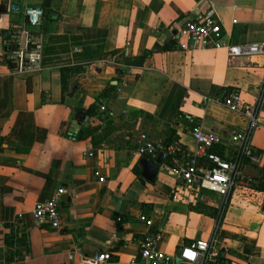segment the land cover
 Instances as JSON below:
<instances>
[{"label":"crops","instance_id":"obj_1","mask_svg":"<svg viewBox=\"0 0 264 264\" xmlns=\"http://www.w3.org/2000/svg\"><path fill=\"white\" fill-rule=\"evenodd\" d=\"M12 5L43 10L38 72H19L6 59V34L25 20ZM207 13L220 21L224 45L264 43V0H0V264H94L101 252L111 254L109 264H145L138 242L148 234L175 258L214 234L215 264H264V55L230 60L225 47L182 49L180 31ZM99 48L150 53L125 71ZM74 66L81 68L67 73L64 93L62 69ZM231 91L249 104L259 98L249 143L258 161L244 158L241 183L219 217L223 199L215 192L196 189L191 202L172 197L174 169L195 146L194 126L217 135L211 151L233 160L231 136L246 119L221 103ZM141 133L180 150L139 154ZM142 158L157 163L152 180ZM59 188L61 228L54 229L31 210Z\"/></svg>","mask_w":264,"mask_h":264},{"label":"built area","instance_id":"obj_2","mask_svg":"<svg viewBox=\"0 0 264 264\" xmlns=\"http://www.w3.org/2000/svg\"><path fill=\"white\" fill-rule=\"evenodd\" d=\"M13 12L21 13L25 20L23 23H15L9 28L4 44L7 61L19 72H38L44 68V46L37 33L43 17V10L35 6L12 5ZM185 40L180 43L184 50L196 48H221L225 47L229 59L244 57L250 58L255 55H264V43H245L224 45L222 42V28L220 21L211 13H207L198 20L191 21L180 31ZM107 61V59H104ZM264 93L262 84L260 95ZM221 103L232 112L239 113L246 119V124L240 131L231 136V141L236 144V154L233 160H226L211 151V148L220 143V138L201 127L194 126L189 134L195 146L188 156L187 161L182 162L174 169L176 184L172 191L173 198L184 197L187 202L193 200V192L196 189L209 190L219 194L223 203L219 209L221 216L226 198L233 188L241 183L242 163L245 157L253 158L250 151V138L253 131L258 127L259 98L254 103H246L237 91H231L224 96ZM100 109L106 114L110 112L101 104ZM158 149H163L168 154H174L180 150L178 142L163 146L156 144L141 133L137 140L136 151L139 154H153ZM206 159L209 166L198 164V159ZM264 167V162H263ZM65 189L59 188L49 199L35 202L31 215L36 222H47L52 228L60 229L61 221L58 206ZM186 193V195H183ZM18 214V218H21ZM147 225L151 223L142 214L139 215ZM120 218H117L119 221ZM158 236L145 235L139 240V252L145 264H215V236L212 234L208 239H196L181 247L176 258L170 254L156 249ZM111 254L101 252L93 260L94 264H109Z\"/></svg>","mask_w":264,"mask_h":264},{"label":"trees","instance_id":"obj_3","mask_svg":"<svg viewBox=\"0 0 264 264\" xmlns=\"http://www.w3.org/2000/svg\"><path fill=\"white\" fill-rule=\"evenodd\" d=\"M86 48V47H85ZM93 52H95V50H93ZM149 51H145L143 52L141 55H138V56H128V55H125L123 51H120V50H114V51H111L109 53L107 52H103L101 48H99L98 52L96 54H100V56H116L117 55V61L121 64L122 63V66H124L122 69H124L125 71H127L128 69L127 68H131V67H139L142 65L144 59L149 55ZM126 67V68H125ZM81 67H64L62 69V91L64 93L67 92V81H66V76H67V73L68 72H71V71H75V72H78L79 69ZM121 68H117L118 69V76H121L122 77V74L120 73V69ZM115 88L114 85H109L107 88L104 89V92L102 93V98L103 97H107L109 92L112 91L113 89ZM98 107L100 106V101H98ZM96 105H92L88 110V114H92L94 109H95ZM261 187H264V179H263V183L261 185ZM262 209L264 211V199H263V206H262ZM23 237V236H22ZM21 238V237H20ZM218 264H224L222 260H220L218 262Z\"/></svg>","mask_w":264,"mask_h":264},{"label":"water","instance_id":"obj_4","mask_svg":"<svg viewBox=\"0 0 264 264\" xmlns=\"http://www.w3.org/2000/svg\"><path fill=\"white\" fill-rule=\"evenodd\" d=\"M70 117L74 118L75 120H77L78 118H79V120H82L81 118L84 117V114L82 112L72 111ZM163 154H167V153L164 151ZM141 164H142L143 169H144L143 174L146 176L147 179L152 180L155 176L156 169L158 167L157 163H154L147 158H142Z\"/></svg>","mask_w":264,"mask_h":264}]
</instances>
